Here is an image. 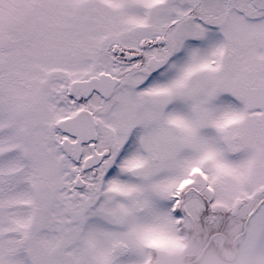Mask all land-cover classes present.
I'll use <instances>...</instances> for the list:
<instances>
[{
	"label": "snow or ice",
	"instance_id": "obj_1",
	"mask_svg": "<svg viewBox=\"0 0 264 264\" xmlns=\"http://www.w3.org/2000/svg\"><path fill=\"white\" fill-rule=\"evenodd\" d=\"M0 264H264V0H0Z\"/></svg>",
	"mask_w": 264,
	"mask_h": 264
}]
</instances>
